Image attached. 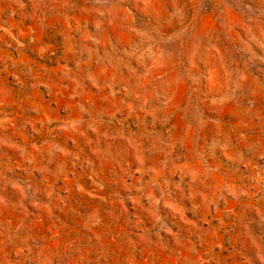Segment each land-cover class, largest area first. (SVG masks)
<instances>
[{
  "label": "rangeland",
  "instance_id": "obj_1",
  "mask_svg": "<svg viewBox=\"0 0 264 264\" xmlns=\"http://www.w3.org/2000/svg\"><path fill=\"white\" fill-rule=\"evenodd\" d=\"M0 264H264V0H0Z\"/></svg>",
  "mask_w": 264,
  "mask_h": 264
}]
</instances>
